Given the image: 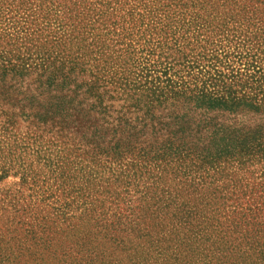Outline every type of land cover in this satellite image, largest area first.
Segmentation results:
<instances>
[{
  "label": "rangeland",
  "instance_id": "obj_1",
  "mask_svg": "<svg viewBox=\"0 0 264 264\" xmlns=\"http://www.w3.org/2000/svg\"><path fill=\"white\" fill-rule=\"evenodd\" d=\"M232 9L224 0H0V61L24 66L0 82V168L9 170L3 177L0 170V264H163L150 247L158 235L150 157L133 151L122 156L121 168L111 159L91 162L84 137L101 121L39 120L13 89L19 82L23 91L32 89L43 79L40 63L71 67L77 82H102L113 116L119 110L133 117L142 111L122 106L126 96L112 78L140 74L143 84L158 60L171 61L175 80H186L196 62L228 56L231 63L240 54L255 58L264 74L257 18L246 23ZM142 160L134 171L131 164ZM196 176L197 193L186 198L189 218L164 219L171 236L163 249L187 241L196 249L186 259L191 263L264 264V218L251 224L239 214L247 203L238 187L251 182L245 171L233 163ZM30 226L41 240H26Z\"/></svg>",
  "mask_w": 264,
  "mask_h": 264
},
{
  "label": "trees",
  "instance_id": "obj_2",
  "mask_svg": "<svg viewBox=\"0 0 264 264\" xmlns=\"http://www.w3.org/2000/svg\"><path fill=\"white\" fill-rule=\"evenodd\" d=\"M224 2L237 8L240 19L246 23L257 18L254 24H259L254 27L260 30L263 43L264 6L255 2L264 4V0L252 4V0ZM224 58L215 56L205 64L196 62L197 65L189 66L186 80L178 73V80L169 77L170 66L166 64L171 61L159 60L150 64V81L143 79V84H138L140 74L132 78L124 74L113 76L115 88L126 96L122 106L142 111L133 117L119 110L113 116L99 92L102 82L97 77L77 82L71 67L64 69L59 65L48 69L40 63L43 71L37 75L43 79L33 81L32 89L26 87L23 91L20 82L13 89L21 95L19 103H27L34 118L43 117L39 120H48L44 118L48 116L56 121H101L84 137L85 144L90 146L91 162L111 159L121 168L127 165L121 161L122 156L133 151L142 159L150 157L148 160L157 172L150 214H155L153 220L158 219V235L150 247L157 258L162 257L163 264H195L186 260L196 252L189 242L171 246L169 252L162 243L169 245L165 236H171L164 224L168 214L171 223L189 218L186 198L197 193L199 171L222 172L235 163L251 179L238 187L247 203L240 209V217L251 224H260L264 218V74L253 57L240 54L233 56L231 63L228 56ZM5 62L0 61L1 83L8 74L14 78L12 74L24 70L21 64ZM147 129L150 137L144 136ZM139 137L144 138L140 141ZM146 161L131 166L138 171ZM0 170L1 177L9 173L4 167ZM214 193L213 189L211 194ZM160 212L163 218L159 221ZM29 237L42 239L36 238L31 226L26 230V240ZM73 243L79 249L84 247V243ZM239 257L243 261L250 258L246 254Z\"/></svg>",
  "mask_w": 264,
  "mask_h": 264
}]
</instances>
